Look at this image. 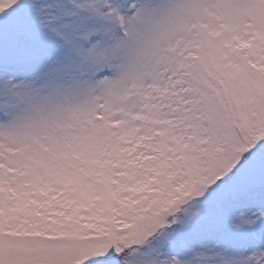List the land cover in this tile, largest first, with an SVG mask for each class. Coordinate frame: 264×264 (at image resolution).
Masks as SVG:
<instances>
[{
  "label": "snow or ice",
  "instance_id": "obj_1",
  "mask_svg": "<svg viewBox=\"0 0 264 264\" xmlns=\"http://www.w3.org/2000/svg\"><path fill=\"white\" fill-rule=\"evenodd\" d=\"M0 264H264V0H0Z\"/></svg>",
  "mask_w": 264,
  "mask_h": 264
}]
</instances>
